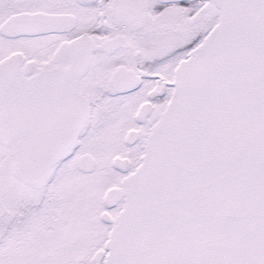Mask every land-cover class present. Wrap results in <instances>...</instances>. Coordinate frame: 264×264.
Listing matches in <instances>:
<instances>
[{
    "label": "snow or ice",
    "instance_id": "6c2138e0",
    "mask_svg": "<svg viewBox=\"0 0 264 264\" xmlns=\"http://www.w3.org/2000/svg\"><path fill=\"white\" fill-rule=\"evenodd\" d=\"M0 264H264V0H0Z\"/></svg>",
    "mask_w": 264,
    "mask_h": 264
}]
</instances>
